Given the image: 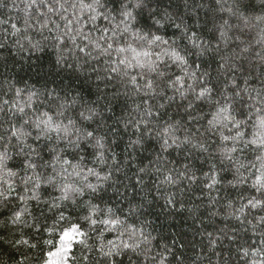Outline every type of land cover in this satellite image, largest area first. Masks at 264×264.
Listing matches in <instances>:
<instances>
[{
	"label": "snow or ice",
	"instance_id": "obj_1",
	"mask_svg": "<svg viewBox=\"0 0 264 264\" xmlns=\"http://www.w3.org/2000/svg\"><path fill=\"white\" fill-rule=\"evenodd\" d=\"M6 7L23 16L0 19V50L19 36L13 59L28 53L42 84L0 82V264L5 250L31 264L38 245L27 237L45 209L55 221L44 231L75 211L88 232L61 231L42 264H69L77 236L85 264H264V0H185L183 14L172 0ZM185 180L207 192L188 209L199 252L187 239L157 243L147 219L160 189ZM162 198L185 209L176 193Z\"/></svg>",
	"mask_w": 264,
	"mask_h": 264
},
{
	"label": "trees",
	"instance_id": "obj_2",
	"mask_svg": "<svg viewBox=\"0 0 264 264\" xmlns=\"http://www.w3.org/2000/svg\"><path fill=\"white\" fill-rule=\"evenodd\" d=\"M7 2L10 4L11 0H7ZM17 4L20 3V0H16ZM174 5H177L179 7L180 12L184 13V3L185 0H172ZM189 3L192 2V0H188ZM197 3L206 2V0H196ZM207 8L199 9V16L201 21L205 18V13H207ZM23 13L19 9H10V8H0V19H8L11 17L12 22H16L18 17H22ZM53 19H57L56 17H53ZM185 19L188 23H192V19L189 16H185ZM58 23H60L59 20H57ZM19 27L23 28V23L21 22ZM49 27H52L50 24ZM61 27L63 25L61 24ZM170 32H174L175 29H170ZM11 32V29L9 28V33ZM29 35H32L34 39H40L39 33L35 32L34 30H29ZM44 35H48V32L45 31ZM253 38L255 37V34H252ZM19 36H12L9 34V37L7 39L8 47L4 50H0V57L3 58V61L0 62V82H6L10 81L12 83H16L18 80L23 78L24 81H26L30 85H35L37 88L41 87V83H37V80L39 79L36 75L38 71H40L39 68H37L35 65L32 67H29V61H27L28 53H20L19 55H16L13 59V55L16 53V49L12 47L14 41L16 39H19ZM2 42V41H0ZM24 42V41H22ZM259 51V48L256 49ZM21 57H24V59H21ZM33 60H35V56L32 57ZM37 63L43 65L44 69H47L48 65V59L47 57H44L41 61H38ZM5 88L7 87V83L4 84ZM18 87H23V83H18ZM7 99L8 97H4ZM205 171L208 170V166L205 165L204 168ZM131 175V173H129ZM198 175H200L198 173ZM159 180L162 181L163 177H159ZM180 189H183L184 191L181 192ZM168 192L176 193V200L180 201L185 205V209L181 210L179 203L177 204L176 210L172 209H165L163 207L164 205V199L162 198L163 195L167 194ZM161 198L154 200V203L152 205V214L147 217L148 220L153 222L154 230L153 235L157 236V243L159 244H171V241L173 239H176L178 243H182L184 239H187L189 241H194L196 244V252L200 251L199 241L201 237L199 235L194 236V231L196 228L199 227L198 224L194 225L193 220L191 218V214L189 213L188 209L194 207L195 205L199 204L201 200H204L206 202L207 200V192L206 190L202 192L196 185H191L189 187L188 181H183L180 185H167L165 184L161 189ZM215 195V193H213ZM223 195V191L220 193ZM109 195H112L111 192H109ZM156 195V189L153 188L152 193L149 195V199H153ZM235 193H232V196L234 197ZM47 197L45 196V199ZM141 196L137 197V200H140ZM123 207H127L126 204L122 205ZM43 207V205H41ZM147 207V205H146ZM33 209L35 210V205H33ZM40 216L39 224L41 226V231L38 233H34L31 236L27 237L32 242L37 243V248L32 250L30 255L32 256V262L31 264H42L43 259L46 257L42 255L43 253H46L49 250H55V247L59 245V235L60 232L70 228L73 224H79L82 231L88 232V225L83 222L82 219H80V216L82 213H77L75 211L66 213L67 219L64 221H60L56 223L55 227L56 230L54 232H48L44 231L46 227H52L55 221V217L48 213L45 209L44 214L40 215L39 212L36 213ZM5 215H8L7 212H5ZM3 217H0L2 219ZM219 226H223V223H227V221H224L221 223V218L217 217L215 218ZM207 223V221H205ZM235 221H232V224H235ZM211 231V227L208 229ZM89 236L91 239L88 240L89 244L93 243V240L95 239L94 236H92L91 233H89ZM106 239H111L112 235L105 234ZM81 239H84L83 237H78V239L74 240L72 242V248L69 253V264H85V262L82 260V256L88 254L87 250L85 249L84 245L81 244L79 241ZM245 239L248 240L250 243L252 239H255V237L251 236V233L248 234V236L245 237ZM46 240H52L53 244L49 245L44 243ZM187 253L189 255H192V252L190 249H186ZM9 251L5 250L3 253L4 259L8 261V264H12V261L9 259ZM95 255V253H93ZM234 258V254H233ZM205 264L207 262L205 261Z\"/></svg>",
	"mask_w": 264,
	"mask_h": 264
},
{
	"label": "rangeland",
	"instance_id": "obj_3",
	"mask_svg": "<svg viewBox=\"0 0 264 264\" xmlns=\"http://www.w3.org/2000/svg\"><path fill=\"white\" fill-rule=\"evenodd\" d=\"M78 237H79V236H77L74 240L78 239ZM74 240H73V241H74ZM58 246H59V245H58ZM58 246H57V247H58Z\"/></svg>",
	"mask_w": 264,
	"mask_h": 264
}]
</instances>
